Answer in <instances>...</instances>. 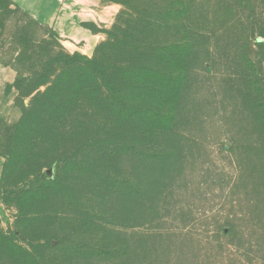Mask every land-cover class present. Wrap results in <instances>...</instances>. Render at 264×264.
Wrapping results in <instances>:
<instances>
[{"label":"rangeland","instance_id":"rangeland-1","mask_svg":"<svg viewBox=\"0 0 264 264\" xmlns=\"http://www.w3.org/2000/svg\"><path fill=\"white\" fill-rule=\"evenodd\" d=\"M103 1L0 0V264H264V0Z\"/></svg>","mask_w":264,"mask_h":264},{"label":"crops","instance_id":"crops-1","mask_svg":"<svg viewBox=\"0 0 264 264\" xmlns=\"http://www.w3.org/2000/svg\"><path fill=\"white\" fill-rule=\"evenodd\" d=\"M11 2L14 8L28 13L41 25L53 28L62 38L78 42H95L99 38L81 25L84 26L89 21L107 20L108 13H113L117 9V5L105 4L103 0H11ZM1 30L0 26V32ZM14 80H10V83Z\"/></svg>","mask_w":264,"mask_h":264},{"label":"trees","instance_id":"trees-1","mask_svg":"<svg viewBox=\"0 0 264 264\" xmlns=\"http://www.w3.org/2000/svg\"><path fill=\"white\" fill-rule=\"evenodd\" d=\"M6 1H8L9 3H10V5H13V3L11 2V0H6ZM125 5H127V4H125ZM22 11V10H21ZM24 12V11H23ZM0 26H1V24H0ZM19 88V87H18Z\"/></svg>","mask_w":264,"mask_h":264}]
</instances>
